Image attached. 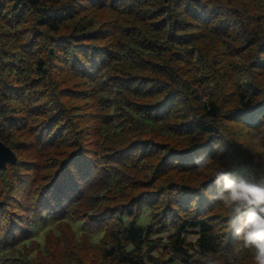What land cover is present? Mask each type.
I'll list each match as a JSON object with an SVG mask.
<instances>
[{"label": "trees", "instance_id": "16d2710c", "mask_svg": "<svg viewBox=\"0 0 264 264\" xmlns=\"http://www.w3.org/2000/svg\"><path fill=\"white\" fill-rule=\"evenodd\" d=\"M94 2L119 13L123 18L119 19L120 25L114 26L115 18L110 16L99 18L97 26L89 18L84 21L82 15L79 20L83 7L77 0L64 5L60 0H0V33L18 38L13 56L6 55L5 44L0 43V117L16 111L2 104L21 103L23 97L28 117L20 120L18 127L15 115L9 116L6 124L0 123V140L13 153V148L21 152L30 149L32 143L38 146L36 163L30 159L14 165L7 162L0 175V264H37L32 257V252L38 250L34 245L39 244L37 235L50 228L53 221L75 222L80 229L97 233L101 261L197 263L198 258H208L231 246L245 217L237 214L229 219L212 211L221 202L223 190L222 183H216V174L226 171L242 175L245 166L244 154L218 148L229 144L227 123L247 128L264 126V78L254 82L244 79L229 60L223 66V50L233 53L228 41L225 47L224 43L214 42L213 50L200 40L206 31L215 32L209 27L216 20L219 25L227 22L216 28L219 38L233 39L228 27L237 24L236 33H241L246 49H255L254 65L264 69V19L262 28L250 26L246 32L244 17L232 8L223 12L217 0L210 4L204 0ZM40 27L53 33L62 29L54 40L49 39L57 58L54 76L60 95L70 97L66 82L72 73L83 76L90 86L91 92L84 97L94 102L96 152L88 149L68 110L48 88L49 75L42 54L36 55L32 70L27 71L30 75L21 77L19 70H27L22 61L34 54L41 35L35 28ZM113 29L116 36L110 33ZM26 35L28 45L23 50L21 40ZM105 37L110 39L109 44L104 41L103 46L91 45ZM66 66L69 75L63 68ZM10 74L15 82L4 77ZM208 84L215 89L209 97L202 90ZM222 87L225 91L230 88V92L222 93ZM30 88L38 91L33 98L24 93ZM205 94L207 97L202 98ZM32 103L36 107H30ZM17 128H28V147L16 141L20 136ZM223 132L229 133L228 137L224 138ZM260 136L263 139L264 133ZM13 142L16 146L8 144ZM104 147L106 155L101 151ZM73 149L78 152L68 160ZM139 161L149 162V172L131 179L124 172L116 177L115 169L108 164L130 167ZM263 162L264 155L255 164L259 170L255 171V183L264 181ZM30 170L37 172L26 179ZM49 172L52 178L42 181ZM83 182L92 183V187L80 188ZM130 185L139 192L126 195ZM22 189L28 197L24 203L13 194ZM112 193L121 196L112 201V206L102 211L87 210L82 217L75 214L77 204L94 207L114 198ZM224 232L225 242L221 237ZM188 234L194 238L188 239ZM27 242L31 245L25 248ZM160 249L167 255H162ZM63 264L79 263L66 260Z\"/></svg>", "mask_w": 264, "mask_h": 264}, {"label": "rangeland", "instance_id": "374dc122", "mask_svg": "<svg viewBox=\"0 0 264 264\" xmlns=\"http://www.w3.org/2000/svg\"><path fill=\"white\" fill-rule=\"evenodd\" d=\"M69 1L71 0H60V4L64 5L66 3H69ZM209 1H215V0H204V3L210 4ZM77 2L81 3L80 6L83 7V9H81V11L78 14L79 20L82 15V19L84 21H86L87 18H89V20L91 19L92 24L94 26H97L101 23L99 18L105 19L108 16H110L111 18H115V21L113 22L114 26L115 25L119 26L120 25L119 19L120 20L123 19L121 15H119V13L113 12L108 8H100L99 5H97V3L94 2V0H77ZM216 4H219L220 8L225 9L223 12H227L229 8H232L237 13H239L241 17H244V25L246 32L250 30V26H259L261 28L263 27L262 21L264 19V0H217ZM258 18H260V20ZM107 22H103V24L104 23L108 24ZM219 23L220 22L216 20L214 22V26L209 27L213 30L215 29L214 30L215 32H212L210 30L206 31L204 33V36L202 37V40H200V43L202 44L204 42V45L206 46L207 49L211 47L214 50V42L220 44L224 43L223 47H225V45H227L225 42L228 41L227 43L230 44L233 53H230V49L223 50L224 56H223V60L221 61L223 66L226 64L225 60H229L233 64L232 65L233 70L236 71L239 68L240 71L239 75H241V77H243L244 79L251 81L253 80V82L255 79H259V81H263L262 79L264 78V69H262V67H258L257 64L254 65L255 49L252 47L246 49L247 45L245 46L244 43L241 41V37H240L241 33H236L237 31H239L237 28V24L234 25L233 27H228V30L230 31V35L233 37V39L224 40L222 38H219V33H217L216 28L218 26L219 28L223 27L227 22H223L221 25H219ZM105 29L111 30L110 27H105ZM262 29L264 35V27ZM10 30L12 31L11 28ZM35 32L36 33L40 32L41 35L39 36L37 42L34 45L35 47L33 48L34 54L31 55L30 57H25L24 61H22L23 62L22 65L26 67L27 70L26 72L24 70H19L21 77L27 78V76L30 75V73H27V71L32 70V66L34 64V59L36 55L42 54L41 57L45 61L46 70L49 75L47 80L48 88L54 91V93L58 97L56 98V100H59L60 105H63V107L68 110V113L71 117V122L77 127L78 129L77 132L79 133V136L84 141V143H86L88 149L90 148L92 150V148H94L96 152L98 148L97 127H95L97 126V122L95 119H92L95 112L93 100L88 97H84V95L89 94L91 92L90 86H88L86 79L83 76L75 75L74 73H72V76H70L66 82V84H68L67 93L70 94V97L68 98L62 97L60 95L61 89L57 87L58 80H56V77L54 76L55 63L57 58L55 56V49L49 39L54 40V37L56 38V36L62 32V29L59 30V32L53 33L40 27V28H35ZM110 33L116 36L114 29ZM28 35H26L21 40V43H23L24 46L22 45L20 46V48L24 47L23 50L26 49L28 45V42H26ZM216 38H219L220 40ZM104 41H105L104 44L107 43L109 44L110 39H107V37H105L104 40L91 42V45L97 47L103 46L101 42ZM0 43L5 44L4 48L6 50V55L13 56L14 52L12 51V49L14 45L18 43V38H12L6 32H3L0 33ZM208 54L210 55L209 51ZM74 55L78 57V53H76L75 51H74ZM57 56L62 57L60 54ZM241 62H244L245 64H243V66H240ZM197 66L200 67V63ZM63 68L67 71L66 74L69 75V70L67 69V66ZM188 72L189 74H191V71ZM186 75L188 74L186 73ZM4 77L6 79L12 80L13 82L16 81L15 80L16 78L11 74L7 76L4 75ZM25 87L27 86L25 85ZM202 90L206 91V93H209L208 97L212 95V93L215 91L214 87L209 84L207 87H204ZM220 90L222 91V93L230 92V88L225 91V88L222 87V89ZM24 93L26 95H29V97L33 98L38 94V91L36 88H30V89H24ZM206 97H207L206 94L202 95V98H206ZM45 98L46 96L43 97V99ZM26 102L27 100L23 97L21 99V103L12 101L2 104L1 106L5 107V109L6 108L11 109L13 107V109L16 111L13 114L7 113L6 115L0 117V123L6 124L8 117L15 115V118L17 119V127L20 126V120L24 118H28L25 111ZM30 107H36V103H32ZM35 118L36 117L29 118L27 120L29 122L30 120L32 121ZM26 130H28V128L25 130H21L20 128L16 129V133H18L20 136L18 137V139L17 138L15 139H17L16 141H19V145L23 146V148L29 146L28 140L30 139V137L29 139L26 138L25 135L29 134L28 131ZM227 130L229 131L231 138L230 136L228 137L229 133L226 134L225 132H223L224 133L223 137L224 138L228 137L227 142L229 144L225 145L224 147L222 144V146H219L218 148H220L221 151L224 152L225 151L228 152L230 150L236 155L244 154L242 156H244V162H245L244 169L246 170L244 169L242 170V175L241 174L233 175L230 172H226L224 170L222 174L229 175L233 179H243L249 183H255V181H253L257 176L255 171L258 170V166H255V164L257 163L258 158L260 159V157H263L264 152L260 151L259 146L253 143V139L256 136H260V134L264 133V126L262 128H250V127L247 128L240 123H234V124L227 123ZM134 136L135 134H133V137ZM8 144L12 146H16L15 142H13V144L11 143ZM230 144L232 145L231 147L229 146ZM261 145H264V138L261 140ZM31 146L32 147L30 149L23 150L21 152L17 149L15 150V148L12 147L15 151L14 153L15 161L14 163H12V165L16 164L18 161L19 162L28 161V159H30V162L36 163L37 157L35 156V148L36 147L38 148V146L36 143L35 144L32 143ZM101 151H103L106 155L107 153L106 147L101 148ZM77 152L78 150L76 151V149L75 150L73 149L71 152H69L71 154L68 156V160L72 159V157L75 154H77ZM15 154H17V156ZM108 164H110V166L115 169L116 177L122 175V173L124 172L128 174L129 179H131L134 177H139L140 175L148 174L149 172V162L144 163L143 161H139V164L137 165L133 164L130 167L124 165V166H120L121 168L116 164L114 165L113 163H108ZM263 164L264 162L262 163V165ZM5 167L6 165L3 168H0V175L4 174L2 170ZM262 169L263 170L261 172L264 173V167H262ZM35 172L37 171L30 170L27 174L26 179L32 177V175ZM100 173L104 176V170H102ZM50 174H51L50 172L48 173V176L45 174L43 176L42 181H45L46 179L48 181L49 179H51L52 176H50ZM238 175H240L241 177H239ZM20 178H21L20 181H22L23 177ZM27 183L28 180H26V184ZM53 185H55V183ZM79 187L80 188L92 187V183H88L87 185L86 183L83 182L82 184L81 183L79 184ZM2 190L5 191V193H8L6 188L2 187ZM139 190L140 189H138L137 187L132 188L130 185L128 186L126 195L136 194L139 192ZM13 194L14 197L20 199L22 203H24L25 199L28 198L26 191L24 189H22L21 192L19 190H14ZM222 194H223V190L220 196ZM111 195H113L114 198H107L108 199L107 201L105 202L101 201L99 204L95 205L94 207H91L89 204L86 205L84 203L77 204L75 207L77 212H75V214L78 215V217H82L87 214V210L102 211L103 208H106L109 205L112 206L113 205L112 201L114 199L116 200L121 197L118 194H114V193H112ZM50 197H53L52 192ZM214 203H217V201H215ZM11 204L15 205V202H12ZM213 207L214 208L212 209V211L216 213V215L223 214L225 215V217L228 216L227 215L228 210L224 208L222 201ZM246 211L247 210H242L238 214L239 215L242 214L244 216L246 215ZM16 212L20 213L18 209H16ZM230 218L231 216H229V219ZM241 225H243V223H241ZM85 227L87 228L88 226L85 225ZM90 231L80 229L78 225L75 224V222L74 223H68L67 221L51 222L50 228L44 230L42 234H38L39 232L37 233L38 234L37 239L39 241V244H34L37 245L38 247V250H34L32 252V257L34 262L36 261L37 264H63L66 260L68 261L75 260L79 264H116L115 262L101 261L99 255V247L96 245L98 234L92 233ZM221 237L222 239H224V242L227 241L225 237V232L224 234L223 233L221 234ZM187 238L193 239L194 235L188 234ZM28 244L30 243L27 242L25 248L28 246ZM229 244L232 245L227 247L226 249L221 248L219 252L210 255L208 258L200 257L198 258L200 261L192 264H213V261H218L219 264H253L252 258L254 255V248L246 247L242 237H238L237 235H235V239L233 241L231 239V242ZM232 246L234 247L231 248ZM159 251L162 255L164 256L167 255L161 249ZM172 264H182V262L177 261Z\"/></svg>", "mask_w": 264, "mask_h": 264}, {"label": "clouds", "instance_id": "9594fccd", "mask_svg": "<svg viewBox=\"0 0 264 264\" xmlns=\"http://www.w3.org/2000/svg\"><path fill=\"white\" fill-rule=\"evenodd\" d=\"M261 136H256L253 143L264 152ZM216 183H222L223 194L220 200L228 210V216H234L247 210L243 218V227L236 229V235L242 237L246 247L254 248L253 264H264V181L249 183L243 179H233L229 175L216 174ZM213 264H219L213 261Z\"/></svg>", "mask_w": 264, "mask_h": 264}, {"label": "water", "instance_id": "95a60500", "mask_svg": "<svg viewBox=\"0 0 264 264\" xmlns=\"http://www.w3.org/2000/svg\"><path fill=\"white\" fill-rule=\"evenodd\" d=\"M14 161H15V156L13 151L10 149L8 145L4 144L0 140V168H3L7 162L12 164L14 163Z\"/></svg>", "mask_w": 264, "mask_h": 264}]
</instances>
